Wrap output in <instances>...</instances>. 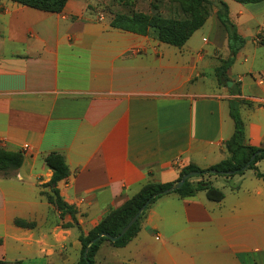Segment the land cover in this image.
<instances>
[{
	"label": "crops",
	"instance_id": "obj_1",
	"mask_svg": "<svg viewBox=\"0 0 264 264\" xmlns=\"http://www.w3.org/2000/svg\"><path fill=\"white\" fill-rule=\"evenodd\" d=\"M241 6L257 9L229 6L245 45L223 86L216 69L232 55L217 13L176 48L155 30L140 36L104 24L82 0L61 14L0 1V148L25 156L21 169L0 173L1 259L51 264L72 250L80 260L81 234L143 186L176 183L188 166L227 160L233 99L243 101L248 144L264 148V38H257L264 2ZM51 154L69 168L58 190L76 222L61 219L42 195L50 192ZM257 168L264 174V162ZM212 182L225 194L220 204L204 192L165 195L136 238L121 249L104 242L96 264L109 256L121 258L115 264H264V180L247 171ZM105 244L108 257L100 255Z\"/></svg>",
	"mask_w": 264,
	"mask_h": 264
},
{
	"label": "trees",
	"instance_id": "obj_2",
	"mask_svg": "<svg viewBox=\"0 0 264 264\" xmlns=\"http://www.w3.org/2000/svg\"><path fill=\"white\" fill-rule=\"evenodd\" d=\"M14 4L22 7H28L38 11L61 14L64 12L68 0H11ZM197 2L199 7L203 8L206 0H191ZM242 5H256L263 3L264 0H232ZM221 9L217 12L218 20L224 26L228 33V47L232 57L224 61L222 65L216 69V76L219 85H225L228 81L227 72L235 62L236 55L245 45V40L240 36L236 25L230 20V9L228 4L221 2ZM209 14H205L203 21L194 22L192 24L181 25L173 21H165L158 19H141L131 20L128 18L116 19L111 26L113 28L130 32L140 36H146L151 30L158 33L159 41L163 44L182 48L192 36L201 29ZM233 96H239L240 91H233ZM243 101L233 99L229 101L230 117L234 121L235 130L231 139L225 144V148L229 154V158L219 164L203 170L196 166H188L184 168L179 180L170 184H147L128 200L122 207L108 213L103 220L89 233H82L79 237L81 244V257L77 264H96V256L104 242H109L117 249L125 248L141 230V221L146 215L148 209L156 203L160 198L165 196V192L180 182L185 176L198 174L197 177L189 178L185 181L182 188L175 192L182 199L195 197L199 193H206L210 202L220 204L225 199V194L214 187L212 179L223 178L230 179L235 176H242L247 171H255L257 177L264 180V174L259 173L258 164L264 162V148H255L248 144L245 132V126L241 117V107ZM255 156V160L248 167V163ZM25 161V156L21 152H9L0 148V173L9 175L21 169ZM47 167L52 171L53 176L51 182L46 186L50 189L49 195L42 193L46 197L48 203L55 207L59 212L61 219L67 215L71 216L76 222V211L63 201L58 190V184L70 176L69 168L64 158L58 154H51L45 159ZM149 203L147 209L142 213L138 222L126 233V235L116 242H112L106 238H117L128 223L137 215L140 209ZM19 227L28 228L30 226L17 222ZM64 228L73 227V225H64ZM103 237L93 243L100 236ZM87 258L85 259V255ZM0 264H7L0 261ZM14 264H23L16 262Z\"/></svg>",
	"mask_w": 264,
	"mask_h": 264
},
{
	"label": "rangeland",
	"instance_id": "obj_3",
	"mask_svg": "<svg viewBox=\"0 0 264 264\" xmlns=\"http://www.w3.org/2000/svg\"><path fill=\"white\" fill-rule=\"evenodd\" d=\"M3 2L4 0H0ZM70 0H68L69 3ZM76 2V1H75ZM85 4L88 13L98 19H104V24L113 23L119 18H128L131 20H141V19H162L165 21H173L181 25L192 24L194 22H201L205 18V14H209V18L217 13L221 9V2L228 4L232 11L239 10L241 7L248 9H257L256 6H241L232 0H206L203 8L199 7L197 2L191 0H82ZM67 3V5H68ZM67 7V6H66ZM66 9V8H65ZM208 18V19H209ZM206 20V22L208 21ZM263 33L257 35V38L263 39ZM223 183L221 182V185ZM215 188H217L214 185ZM219 189V188H217ZM220 190V189H219ZM47 196L49 195L48 190L44 192ZM3 242L0 241V245ZM107 244L101 249L100 255L107 256L106 249ZM69 250L68 254H59L60 258L54 257L49 258L51 264H77L79 258L77 256L73 257L75 254ZM35 251H30L28 256V262L30 263L35 258ZM108 257V256H107ZM102 258V257H101ZM113 259L115 261H113ZM121 258L119 256L112 257L109 256L106 260H103L101 264H115ZM0 261L7 264H14L15 262L6 261L1 259Z\"/></svg>",
	"mask_w": 264,
	"mask_h": 264
},
{
	"label": "water",
	"instance_id": "obj_4",
	"mask_svg": "<svg viewBox=\"0 0 264 264\" xmlns=\"http://www.w3.org/2000/svg\"><path fill=\"white\" fill-rule=\"evenodd\" d=\"M230 86V83H229ZM255 160V156L251 159V161L248 163L247 167L248 168L252 162ZM198 174H191V175H187L185 176L180 182H178L175 186H173L171 189L167 190L165 192L166 195L168 194H172L175 193L176 191H178L180 188H182V186L184 185L185 181L189 178H193V177H197ZM149 203H147L146 205H144L140 211L137 213V215L128 223V225L124 228V230L121 232V234L117 237V238H109L106 237L108 239H110L112 242H116L118 240H120L121 238H123L126 233L138 222V220L140 219V217L142 216V213L147 209ZM103 237L100 236L98 239H96L95 241H93V243H97L101 238ZM87 258V254L85 255V259Z\"/></svg>",
	"mask_w": 264,
	"mask_h": 264
}]
</instances>
